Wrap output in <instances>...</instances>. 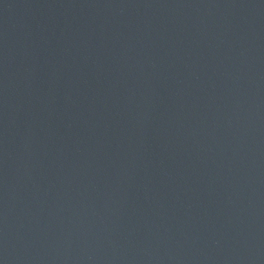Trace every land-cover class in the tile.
Wrapping results in <instances>:
<instances>
[{
	"label": "water",
	"instance_id": "1",
	"mask_svg": "<svg viewBox=\"0 0 264 264\" xmlns=\"http://www.w3.org/2000/svg\"><path fill=\"white\" fill-rule=\"evenodd\" d=\"M0 264H264V0H0Z\"/></svg>",
	"mask_w": 264,
	"mask_h": 264
}]
</instances>
